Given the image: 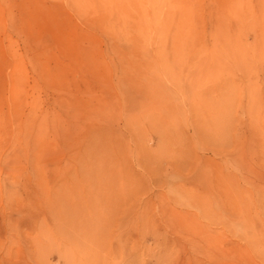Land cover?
I'll return each instance as SVG.
<instances>
[{"label": "rangeland", "instance_id": "374dc122", "mask_svg": "<svg viewBox=\"0 0 264 264\" xmlns=\"http://www.w3.org/2000/svg\"><path fill=\"white\" fill-rule=\"evenodd\" d=\"M261 149L264 0H0V264H264Z\"/></svg>", "mask_w": 264, "mask_h": 264}, {"label": "bare ground", "instance_id": "6f19581e", "mask_svg": "<svg viewBox=\"0 0 264 264\" xmlns=\"http://www.w3.org/2000/svg\"><path fill=\"white\" fill-rule=\"evenodd\" d=\"M253 97H255V96H253ZM253 103H254V101H253ZM253 106H254V105H253ZM253 118H254V115H253ZM260 118H261V117H260ZM254 122H256V121H254ZM261 128H262V126H261ZM239 131H240V130H239ZM259 135H260V134H259ZM260 146H261V145H260ZM261 150H264V149H261ZM258 153H259V152H258ZM260 153H261V152H260ZM262 153H264V152H262ZM259 155H260V154H259ZM262 157H264V156H262ZM259 161H260V160H259ZM239 169H240V168H239ZM241 173H242V172H241ZM242 174H243V173H242ZM242 176H243V175H242ZM253 244H254V243H253ZM248 246H249V245H248ZM248 246H247V247H248ZM248 248H249V247H248ZM249 249H250V248H249ZM251 250H252V252L255 254L254 256L256 257V256H257V255H256L257 253L253 251V250H254L253 248H252ZM246 252H247V251H246ZM252 252H251V253H252ZM257 257H260V256H257ZM241 258H242V257H241ZM243 260H244V258H243ZM253 260H254V259H253ZM259 260H260V259H259ZM229 263H230V264H236V263H235V257H234V256H232V259H229Z\"/></svg>", "mask_w": 264, "mask_h": 264}]
</instances>
